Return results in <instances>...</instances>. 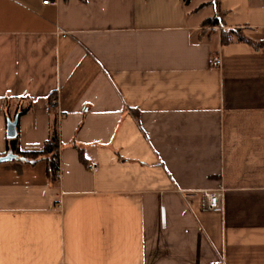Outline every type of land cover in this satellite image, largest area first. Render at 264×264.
I'll return each mask as SVG.
<instances>
[{"label": "crops", "instance_id": "crops-1", "mask_svg": "<svg viewBox=\"0 0 264 264\" xmlns=\"http://www.w3.org/2000/svg\"><path fill=\"white\" fill-rule=\"evenodd\" d=\"M230 29L264 41V0H0V156L16 116L59 139L55 183L0 162V264H264V44Z\"/></svg>", "mask_w": 264, "mask_h": 264}, {"label": "trees", "instance_id": "trees-1", "mask_svg": "<svg viewBox=\"0 0 264 264\" xmlns=\"http://www.w3.org/2000/svg\"><path fill=\"white\" fill-rule=\"evenodd\" d=\"M185 2L189 0H184ZM219 22L218 14L207 17L204 19V24H216ZM222 42H228L235 37L240 40H245L255 44L256 46L263 45L264 41L253 42L247 38L242 32L237 29H230L222 31ZM29 110V106L19 109L17 115L26 113ZM7 148L17 154L18 156L25 157L34 161H44L46 164V175L51 183H55L59 171V139L55 125L53 124L50 130L48 139L43 143L41 150L38 151H21L17 144V138H9L6 143Z\"/></svg>", "mask_w": 264, "mask_h": 264}, {"label": "built area", "instance_id": "built-area-1", "mask_svg": "<svg viewBox=\"0 0 264 264\" xmlns=\"http://www.w3.org/2000/svg\"><path fill=\"white\" fill-rule=\"evenodd\" d=\"M44 4H55L57 3V0H41ZM221 61V58L219 55H213L210 58V64L211 65H219ZM91 170L95 169V166H91ZM58 176V175H57ZM204 184L207 185L205 188H203L202 191V205L203 208L207 210H215L219 208V202H220V186H210L209 179L204 180ZM161 211L163 210V207L160 208ZM161 226L165 227V224L161 218Z\"/></svg>", "mask_w": 264, "mask_h": 264}, {"label": "water", "instance_id": "water-1", "mask_svg": "<svg viewBox=\"0 0 264 264\" xmlns=\"http://www.w3.org/2000/svg\"><path fill=\"white\" fill-rule=\"evenodd\" d=\"M17 121H18L17 116L13 120L7 121L6 135L8 138H13L15 136ZM21 158H25V157L18 156L17 154H14L12 152H8L4 156H0V162L12 160V159H21Z\"/></svg>", "mask_w": 264, "mask_h": 264}, {"label": "rangeland", "instance_id": "rangeland-1", "mask_svg": "<svg viewBox=\"0 0 264 264\" xmlns=\"http://www.w3.org/2000/svg\"><path fill=\"white\" fill-rule=\"evenodd\" d=\"M168 235H169V233L166 230L160 229V227H158L156 225L155 233H154V240H153L154 248H163L166 240H164L162 238H164ZM155 252H157V251H155Z\"/></svg>", "mask_w": 264, "mask_h": 264}]
</instances>
